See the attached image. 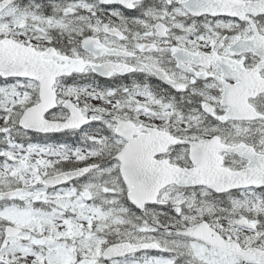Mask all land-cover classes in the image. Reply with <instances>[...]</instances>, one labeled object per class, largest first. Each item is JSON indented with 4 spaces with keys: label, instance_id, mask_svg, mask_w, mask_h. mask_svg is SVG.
<instances>
[{
    "label": "snow or ice",
    "instance_id": "1",
    "mask_svg": "<svg viewBox=\"0 0 264 264\" xmlns=\"http://www.w3.org/2000/svg\"><path fill=\"white\" fill-rule=\"evenodd\" d=\"M0 264H264V0H0Z\"/></svg>",
    "mask_w": 264,
    "mask_h": 264
}]
</instances>
